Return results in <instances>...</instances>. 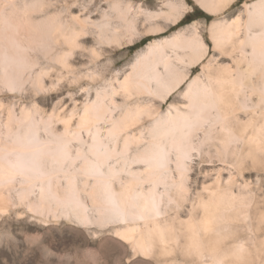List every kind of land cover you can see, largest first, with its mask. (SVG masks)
<instances>
[{
	"label": "bare ground",
	"instance_id": "obj_1",
	"mask_svg": "<svg viewBox=\"0 0 264 264\" xmlns=\"http://www.w3.org/2000/svg\"><path fill=\"white\" fill-rule=\"evenodd\" d=\"M196 1L217 14L235 0ZM103 2L106 8L101 7ZM191 7L186 0H160L153 9L135 0H0V84L8 90L23 91L26 83L43 89L44 74L52 63L74 75L70 58L76 51H89L96 58L104 43L131 44L144 35L163 32ZM197 22L140 48L122 77L116 72L103 87L95 88L94 98L77 110L74 128L73 109H67V114L63 107L55 110V118H45L48 114L42 115L37 102L19 103V112L12 104L0 124L4 126L0 130V212L8 208L4 195L13 189L18 198L27 200L25 210L53 213L44 212L43 224L57 221L60 213L88 226H101L106 217L114 218L117 225L112 233L135 254L171 256L178 249L183 257L180 264H193L192 259L200 264L250 263L253 252L264 254V208L254 190L261 178L257 174L252 181L246 175L250 170L264 171V0L244 3L234 17L211 21L209 32L218 57H210L202 72L192 75V67L209 52ZM87 36H93V44L83 40ZM170 48L175 59L167 53ZM32 52L48 63L35 68L38 62L31 58ZM223 56L229 61H223ZM92 70L85 75L94 79L97 74ZM185 81L182 102L161 109L173 89ZM119 92L126 101L137 92L160 97V103L128 102L117 115H110L111 124L102 137L98 121L108 103L120 106L114 97ZM145 118L150 119L148 125L130 133V127ZM12 120L17 121L15 127L10 126ZM83 130L93 134L82 136ZM143 138L147 142L139 148ZM73 140L78 141L75 151ZM133 143L136 151L130 152ZM195 154L199 166L211 167L200 170L195 192L190 194V160ZM64 164L74 167L69 170ZM122 168L129 173L126 178ZM59 169L71 178L64 184L66 190L55 185ZM80 174L89 179L83 184L92 179L84 196L76 185ZM167 187L175 192L164 204ZM28 191L34 192L33 199L26 195ZM178 199L188 200L186 218L166 214L181 213L168 208ZM243 227L248 236H242ZM173 260L163 264H174ZM258 261L264 264V258Z\"/></svg>",
	"mask_w": 264,
	"mask_h": 264
},
{
	"label": "rangeland",
	"instance_id": "obj_2",
	"mask_svg": "<svg viewBox=\"0 0 264 264\" xmlns=\"http://www.w3.org/2000/svg\"><path fill=\"white\" fill-rule=\"evenodd\" d=\"M135 1H138L142 3L143 5H147L152 9L157 7V5L160 4V0H135ZM186 1L192 6L191 9L184 15V17H186L187 22L178 24L180 22L179 21L178 23L173 24L170 27H168L163 32L144 35L141 38H137L131 44H127L123 41L121 44L113 43L112 45L104 43L103 46L101 47L102 49H101L100 56L96 58H93V56L91 55L89 51H84V50L76 51V53H74L73 56H71L70 58L71 62L74 65V70L77 72V73L75 72L74 75L72 73L69 74L60 64L55 63V62L52 63L51 64L52 68H49L48 74H44V76L46 77H43L42 75V77L44 78V79L42 78L43 81L45 82V84H47L45 86L46 88L45 87L43 88L44 90L43 89L36 90L32 86H30L29 83L25 84V89L23 91L17 90V89L8 90V88L5 85L0 84V87H1L0 89V115H2L3 113H6L2 115L3 119H1V116H0V124L1 122H5L6 117H7L6 115L8 113L7 111L12 104L16 107V110H17L16 112H19L20 105L22 104L29 105L33 102H37L38 106L41 107L40 111L42 110L41 111V113H43L42 115L46 116L47 114L48 115L50 114L49 116L47 115L45 118H51V117L55 118L54 117V115L56 116L55 110L57 111L61 110L63 107L66 108L63 111V113H65L66 111L67 114L71 112V110L73 109V111H75L74 113H76L77 115L73 113L74 116L71 121L72 122L71 127L73 128L76 127V123H77L76 120H78L77 116L79 112L82 110V108L80 107L83 106V103L86 102L88 98L90 99L94 98L93 95H95L94 94L95 88L103 87L110 78H113L116 72L119 73L118 74L119 77H122L124 72L127 71L129 67L131 66V63L134 60L136 52L140 48L145 46L147 42L155 38H160L162 36L169 35L175 30L180 29L181 27L190 25L195 21L196 22L198 21L197 25L199 26V30L201 31V34L203 35L204 39L209 44L208 55L200 63H198L197 65H194L191 69L192 75L201 73L203 70V67H202L203 64L206 63L208 59H210V57L212 56L218 57V52L213 48V42H212L211 35L209 32V24L211 23V21L218 19V18H222V17H227V18L234 17L244 8V3H251L255 0H235L225 10L217 14L208 12L196 0H186ZM101 4H102L101 7L106 8L107 6L106 3L103 2ZM140 25L141 24L138 23L139 27ZM144 38L148 39L144 44H142L141 46L135 49L131 48L134 44L138 43ZM83 40L87 41V44L89 45L94 43L93 36H87ZM167 51L170 57L172 54L174 55V51H172L171 48H170V51L169 49ZM176 52H178V50H176ZM31 58L34 61L37 59L36 61L38 62V64L35 68L43 64L46 65L48 63L47 59L43 58L42 56L37 55L35 57L34 52H32ZM39 59H42V60H39ZM171 59H175V55L171 57ZM221 59L223 61H229L228 57L223 56ZM175 61H173V63L176 66L180 64V66L178 67H182L181 66L182 64L180 63L179 60H177L176 62ZM92 69L95 70V73L97 74V76H95L94 79H91L85 75L86 72L88 71L91 72ZM27 74H28V70L25 71L24 75H27ZM77 75L79 78L75 77ZM56 78L58 82L57 81L55 82ZM50 80L51 81L53 80V81L51 82ZM187 83L188 81H185L179 86H177L175 89H173V91L169 94V97H167V100L161 104L160 106L162 107L161 109L165 110L168 107V105H170L171 103H181L182 102L181 92L183 91ZM35 91H37V93ZM114 97L116 101H118L117 103L120 106L118 107V105H116L114 107L113 105H109L108 103L107 109L104 111V114H105L104 118L98 121L99 123L98 125L101 128L99 130V134L102 137L105 136L104 134H106V131L108 130L109 125L111 124L110 123L111 121L109 118L110 115H113V114L114 116L117 115L119 111L122 108H124L128 102L141 101L143 103L145 102L155 103V104L160 103V97L150 96L148 93L134 92L131 98L128 99L127 101L125 100V97L122 95L121 92H119ZM75 102H77L76 105H74ZM67 109L69 112H67ZM44 112H46V114ZM52 113H55V114H52ZM13 120L11 121L10 126L12 125V127H15V125L17 124V121H13ZM149 120H150L149 118H145L141 122L137 123L136 125L131 126L129 129L130 133L137 134L139 130H143V128L148 125ZM58 123L56 124L58 129L60 127L62 128L61 126L62 124L61 123L58 124ZM1 126L2 128L0 127V130L3 129L4 127L3 125ZM71 132H72V135H75L73 131ZM91 132L92 130L89 132H86L85 130H83L81 131L82 133L81 135L86 136V133H87V135L90 134L91 136L93 134V132L92 133ZM1 135H4L3 130L1 131ZM146 140L147 139H144V138L141 139V142L138 144L139 145L138 147L141 148L143 145H145L147 142ZM73 142L75 144L72 143L71 150L75 151L76 147H78V141L73 140ZM76 143H77V146H76ZM136 147H137L136 144L134 143L131 144L130 152H134L133 150H135ZM172 151H173L172 155H175L176 150L175 151L172 150ZM118 157H121V156L117 155V158H116L117 160L119 159ZM191 160H190L191 170L189 172L190 179L188 180V184L190 185L189 186L190 194L191 193L193 194L197 186L196 178L200 177V174H199L200 170H203L204 168H207V167H208L207 169H209V167L211 166L209 164L205 165L206 163L199 166L198 165L199 158L197 157L196 154L192 156ZM134 166L141 167L142 164L134 163ZM67 167L70 170L74 166L67 165ZM124 171H126V168L122 170V177L125 176L126 178L129 173H126L127 171L126 172ZM262 171L263 170L256 171V172H259V173H256L253 170H250V171H247L246 175L247 176L251 175L252 181H256L255 178L257 174L261 178L260 180L261 183L259 182L257 185H254V186H258V187H254V190L256 194L257 193L259 194L258 196L260 198L261 208L262 207L264 208V174H263L264 171L263 173ZM57 175L58 176L56 177V179H54V181L57 182V184L55 185L58 186L59 190H66V185L64 184L67 181H69L68 179H71V178L68 176L64 177L63 172H60V169L58 170ZM162 177H165L164 173L162 174ZM162 177L161 179L163 180L164 178ZM60 180L63 182H61ZM87 180L89 179L81 174L76 179V181L78 182L76 185L78 186V190L80 189L79 192H81L82 196L85 195L84 192L87 191V189L89 188L88 186L90 185L89 183H91L92 181V179H90L88 184H83L84 181L86 183ZM165 180H168V179L165 178ZM15 183L16 182H14L13 184ZM60 186H61V189H60ZM79 186L81 187L79 188ZM159 188L161 190L163 189L161 188V185H159ZM12 190L13 189H10L9 191L5 193L6 197L4 195L5 199L8 198L6 202L4 201L8 207L6 208V211L7 210L8 211L7 212L5 211L6 213L0 212L1 214H3V215L0 214V264H163V263H167L171 261V259H174L173 260L174 264H180L181 261L183 262L182 253L178 249L172 252L171 256L166 255V256L158 257L156 255L146 256L141 253L135 254L131 250L129 244L118 239V237L112 233L113 231L111 230H113L114 226L117 225L114 223V218L106 217L107 221L101 222V224L106 225V226H103V225L100 226L99 223H97L99 225L98 227L96 226L97 224L88 226V225H83L82 223H78L76 221L74 222V220L72 219L70 220V218L67 219L64 217L63 213H60L61 214L59 216L60 218H58L57 221L51 220L48 224H43L41 220L46 218L45 213L47 212L46 214H50V215H52L53 213H48L46 209L44 210L42 209L43 212L25 210L26 207H24L25 206L24 203L25 202L27 203V200L24 198H18L17 191L15 192V190L14 191ZM174 192L175 190L169 187L166 188L165 194L163 195V198L164 199L166 198V200L163 199L164 204L167 203L168 195L173 194ZM28 194L30 195V198L33 199L34 192L28 191L26 192V195ZM12 197L14 200L12 199ZM16 198H18V200H16ZM14 201L17 203H15ZM16 204L19 206H17ZM46 205H48V203H46ZM49 205L50 207L53 206V204H50V203ZM187 206H188V200L179 201L178 199V202H175V203L172 202L168 208L170 209L169 212H172L175 209H178L181 213H166V214L170 218L174 214L180 215L181 218H186L188 216V213H185ZM47 208L49 207L47 206ZM256 216H258V213H256ZM108 220L110 221V223ZM106 222H108V224H105ZM242 223L243 224L245 223L244 219H242ZM241 233H242V236H248L247 231L246 229H244V227ZM32 250L34 251L32 252ZM253 254H254L253 255L254 257L250 263L260 264L258 260L264 258V254L262 253V251L260 250L259 252H255V253L253 252ZM192 260H190L191 263L193 262L195 264L201 263L197 259H194L193 261ZM250 263L248 262V260H243V262L239 264H250Z\"/></svg>",
	"mask_w": 264,
	"mask_h": 264
},
{
	"label": "trees",
	"instance_id": "obj_3",
	"mask_svg": "<svg viewBox=\"0 0 264 264\" xmlns=\"http://www.w3.org/2000/svg\"><path fill=\"white\" fill-rule=\"evenodd\" d=\"M184 22H187L186 17L182 18L178 24H182V23H184ZM147 40H148V39H145V38H144V39H142L141 41H139L138 43L134 44L131 48H132V49H135V48L141 46L142 44H144Z\"/></svg>",
	"mask_w": 264,
	"mask_h": 264
}]
</instances>
